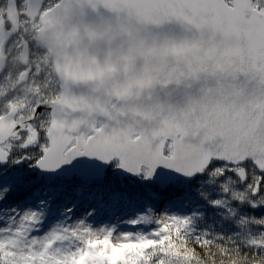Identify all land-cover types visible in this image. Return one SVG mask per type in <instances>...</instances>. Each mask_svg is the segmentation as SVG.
<instances>
[{
  "label": "snow or ice",
  "instance_id": "6c2138e0",
  "mask_svg": "<svg viewBox=\"0 0 264 264\" xmlns=\"http://www.w3.org/2000/svg\"><path fill=\"white\" fill-rule=\"evenodd\" d=\"M0 264H264V0H0Z\"/></svg>",
  "mask_w": 264,
  "mask_h": 264
}]
</instances>
